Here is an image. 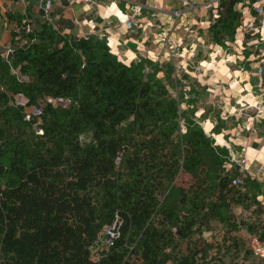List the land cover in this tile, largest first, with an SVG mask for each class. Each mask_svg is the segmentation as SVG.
I'll list each match as a JSON object with an SVG mask.
<instances>
[{"label": "trees", "instance_id": "obj_1", "mask_svg": "<svg viewBox=\"0 0 264 264\" xmlns=\"http://www.w3.org/2000/svg\"><path fill=\"white\" fill-rule=\"evenodd\" d=\"M240 2L219 0L215 45L234 41ZM34 23L0 58V264H255L243 233L257 227L235 208L259 213L261 184L231 185L240 172L227 149L193 118L180 124V70L125 64L105 38ZM33 106L41 114L27 121ZM218 227L220 241L203 239Z\"/></svg>", "mask_w": 264, "mask_h": 264}, {"label": "crops", "instance_id": "obj_2", "mask_svg": "<svg viewBox=\"0 0 264 264\" xmlns=\"http://www.w3.org/2000/svg\"><path fill=\"white\" fill-rule=\"evenodd\" d=\"M46 1L50 3L47 18L43 9ZM259 4L264 11V0ZM214 6L212 0H0V58L12 45L18 24L34 20L52 23L77 38H105L110 51L125 64L140 58L179 64L187 87L184 92L182 85L178 87L182 116L198 122L215 144L227 149L239 172L261 184L264 107L260 114L253 108H241L247 103L253 105L264 86V65L258 57L261 47L250 45L240 33L226 47L215 45L208 31ZM250 13L260 22L262 16L251 6ZM128 19L132 21L130 28L125 23ZM215 190L213 184L210 192ZM257 200L261 210L255 216L251 209L240 207L235 213L254 222L255 232L264 235V202L261 196ZM250 260L262 264L252 255Z\"/></svg>", "mask_w": 264, "mask_h": 264}, {"label": "built area", "instance_id": "obj_3", "mask_svg": "<svg viewBox=\"0 0 264 264\" xmlns=\"http://www.w3.org/2000/svg\"><path fill=\"white\" fill-rule=\"evenodd\" d=\"M73 1L86 2L87 0H73ZM212 1L215 6H214V9H212L213 13L211 15L210 22L216 16V7L218 5L219 0H212ZM261 1L262 0H254L253 3H251V0H241V2L237 4L236 8L241 13V21L236 29V32L242 34L244 37V40L246 41L249 40L250 45L261 47L260 55L258 57L260 58V62L262 63V65H264V11H263L262 6L259 4ZM250 6L254 8L257 11V13L260 14V16H262V18L260 19V22L257 23L256 16L252 15L251 13L249 14ZM43 9H44L45 18H47V15L50 10V3L48 1L44 2ZM245 12L248 13L247 16ZM125 23L127 27L129 28L132 26V21L129 19L126 20ZM35 27L36 26H35L34 20H27L23 22L22 25L17 26L15 28V31H14L15 45H10L8 46V48H6L3 56L1 57L4 62L11 61V58L13 57L15 53V48L21 44L26 43V40L22 36L30 34L35 29ZM98 38H102V37L98 36ZM174 66L175 68L179 69L180 73L183 75L181 66L179 64H174ZM257 70L259 74H262V71H263L262 67L258 66ZM180 75L177 77L178 86L173 90V96L178 101L181 99L180 97L181 96V93H180L181 86L180 88H178L179 85H182V92H184V90L187 89V87L184 84V77L182 78V76ZM12 102L15 106H18V107L27 106V99L22 94L13 95ZM67 102H68L67 100H63V101L56 102V103L63 104V106H65ZM263 107H264V86L261 87L260 91L256 95V101L253 105L250 103H247L245 106L244 105L241 106V108L244 109L243 111L253 108L256 111L255 114H260L261 108ZM179 109H180L179 122L180 124H182L184 116H182L181 104L179 105ZM40 114H41V109L37 106H33L25 114L24 118L25 120L28 121L31 119V117L38 118ZM248 118H250L251 120L254 119V117H252L251 115H249ZM35 133L37 135H41L42 129L39 127L36 128ZM236 162H239V159H237ZM241 162H244V161H241ZM244 178H245V174L242 171H240V174L235 176L231 180V185L241 186L243 184ZM261 184H262V190H263V194L261 197H262V201L264 202V178L261 179ZM116 225H117L116 222H114L113 225L107 228L105 231V233L109 236V239L107 240L108 244H111L112 239L116 238L118 235ZM204 235L205 233H203V236ZM248 248L251 252L252 257L256 259L257 261H260L262 264H264V238H262L258 232H255L249 236Z\"/></svg>", "mask_w": 264, "mask_h": 264}, {"label": "rangeland", "instance_id": "obj_4", "mask_svg": "<svg viewBox=\"0 0 264 264\" xmlns=\"http://www.w3.org/2000/svg\"><path fill=\"white\" fill-rule=\"evenodd\" d=\"M174 56H177V54H175ZM221 236H222V232L220 231V227H218L214 232L203 236V239H206V241H208V242L213 241V240H217V239H218V241H220ZM243 236H244V238L247 237V235H245L244 233H243ZM211 237H213L214 239H211ZM247 239H248V237H247ZM247 244H248V242H247ZM246 246L248 249V245H246ZM248 251L250 252L249 249H248Z\"/></svg>", "mask_w": 264, "mask_h": 264}]
</instances>
